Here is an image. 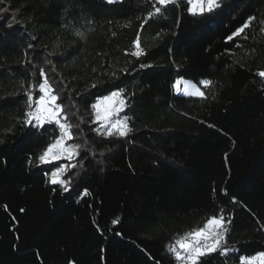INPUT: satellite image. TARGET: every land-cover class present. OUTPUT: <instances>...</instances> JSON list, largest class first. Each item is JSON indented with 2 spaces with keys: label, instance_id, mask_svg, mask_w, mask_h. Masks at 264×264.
<instances>
[{
  "label": "trees",
  "instance_id": "obj_1",
  "mask_svg": "<svg viewBox=\"0 0 264 264\" xmlns=\"http://www.w3.org/2000/svg\"><path fill=\"white\" fill-rule=\"evenodd\" d=\"M219 3L0 2V264H177L169 247L221 210L233 252L201 264L264 252V0ZM41 70L80 145L71 161L41 164L60 129L24 123ZM120 89L131 131L98 135L92 105ZM62 164H76L67 192L49 182Z\"/></svg>",
  "mask_w": 264,
  "mask_h": 264
},
{
  "label": "snow or ice",
  "instance_id": "obj_2",
  "mask_svg": "<svg viewBox=\"0 0 264 264\" xmlns=\"http://www.w3.org/2000/svg\"><path fill=\"white\" fill-rule=\"evenodd\" d=\"M2 2V0H0ZM108 3H114L116 0H107ZM157 3L161 6H167L169 4H176L177 0H157ZM189 6L187 11L191 15H204L206 12L210 13L214 9L220 7L219 0H186ZM163 14L161 7H156L152 15ZM250 19H255L254 17ZM249 27L248 23H245L243 27L237 30L234 35H240ZM247 39V37H244ZM229 40L232 37H228ZM135 51L131 53L132 56L139 58L143 55V49L140 46L139 36L133 42ZM149 65H141V67H147ZM41 76H45L43 70L40 72ZM259 77L264 80V71L257 73ZM181 82L177 81L174 88L179 90L178 86ZM205 87L210 86L211 81L202 82ZM95 87V85H93ZM191 89V90H190ZM38 91L41 93L35 101L33 98V92L29 89L26 92L27 105L29 109H32L26 113L27 119L25 125H33L35 127H43L45 124L55 123L58 125L61 135L50 143L43 153L38 157L41 164L52 163L60 160H73L79 155L78 149L80 145H68L66 141L73 139L71 132L72 125L67 122V116L62 117L63 105L58 104L59 96L54 94V89L49 83L48 79L44 78L42 83L38 85ZM184 94L188 96H199L200 98H206L205 93L202 92L194 84H185ZM123 89L112 92L111 95L104 97L102 100H98L92 105L94 111L93 123H98L99 128L94 129L98 135H105L108 137L119 136L126 137L131 129L128 127L127 117L123 119H113V117L119 116V113L126 107V102L122 98ZM33 104L35 107L33 108ZM63 119L65 122H61ZM2 143V141H0ZM103 155V153H101ZM76 164L60 165L55 170L50 172L49 182L53 185H60L65 192L69 191L70 180L62 179V175L65 174L69 168H75ZM85 195H88L85 192ZM118 223L117 220H113V224ZM231 220H225L223 210L219 216H212L205 220L202 227L193 228L191 231L185 233L175 244L169 247V252L173 256L177 264H201V257L207 256L211 253L219 252L220 255H226L229 251L227 246L226 236L229 233L228 224ZM239 264H264V252L256 253L252 256L241 255L239 258Z\"/></svg>",
  "mask_w": 264,
  "mask_h": 264
},
{
  "label": "rangeland",
  "instance_id": "obj_3",
  "mask_svg": "<svg viewBox=\"0 0 264 264\" xmlns=\"http://www.w3.org/2000/svg\"><path fill=\"white\" fill-rule=\"evenodd\" d=\"M178 81H180L181 83L179 84V86H178V88H179V90H177V88H174V92L176 93V94H178L179 95V91L182 89V94L181 95H185L184 94V89H185V84L186 83H188V84H193V83H190V82H186V81H184V80H178ZM177 82V81H176ZM176 84V83H175ZM174 84V85H175ZM195 85V84H194ZM196 87H198L197 85H196ZM200 90H201V88L200 87H198ZM191 90V89H190ZM202 91V90H201ZM115 92V91H114ZM203 92V91H202ZM109 95H111V93L110 94H108V95H106V96H109ZM106 96H104V97H106ZM188 96V95H187ZM104 97H102V98H100V99H98V100H102ZM196 97H199V96H196ZM123 98V97H122ZM124 99V98H123ZM97 100V101H98ZM125 100V99H124ZM125 102H126V100H125ZM126 108L127 107H125L124 108V110L122 111V112H120L119 113V116H117V117H113V119L115 120V119H123L124 117H126V115H125V111H126ZM61 122L63 123V119H61ZM97 127L99 128V124L97 123ZM68 145H72L70 142H69V140H67L66 141V146H68ZM77 157V156H76ZM75 157V158H76ZM63 160V159H62ZM68 161V160H67ZM62 165H66V164H62ZM62 179H63V175H62V177H61ZM233 252V250L231 249V248H229V251L227 252V253H229V252Z\"/></svg>",
  "mask_w": 264,
  "mask_h": 264
},
{
  "label": "bare ground",
  "instance_id": "obj_4",
  "mask_svg": "<svg viewBox=\"0 0 264 264\" xmlns=\"http://www.w3.org/2000/svg\"><path fill=\"white\" fill-rule=\"evenodd\" d=\"M183 92H182V89L179 91V95H181Z\"/></svg>",
  "mask_w": 264,
  "mask_h": 264
}]
</instances>
